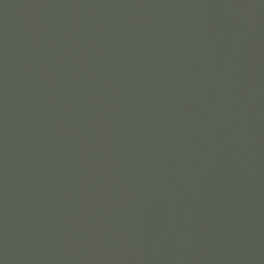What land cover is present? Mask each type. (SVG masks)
<instances>
[{"label":"water","instance_id":"obj_1","mask_svg":"<svg viewBox=\"0 0 264 264\" xmlns=\"http://www.w3.org/2000/svg\"><path fill=\"white\" fill-rule=\"evenodd\" d=\"M0 264H264V0H0Z\"/></svg>","mask_w":264,"mask_h":264}]
</instances>
